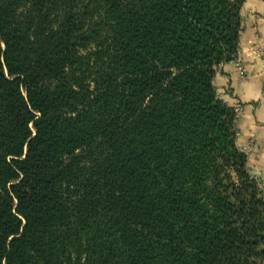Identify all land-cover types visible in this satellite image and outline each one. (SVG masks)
Listing matches in <instances>:
<instances>
[{
	"label": "trees",
	"instance_id": "1",
	"mask_svg": "<svg viewBox=\"0 0 264 264\" xmlns=\"http://www.w3.org/2000/svg\"><path fill=\"white\" fill-rule=\"evenodd\" d=\"M244 1L0 0V264H264Z\"/></svg>",
	"mask_w": 264,
	"mask_h": 264
},
{
	"label": "crops",
	"instance_id": "2",
	"mask_svg": "<svg viewBox=\"0 0 264 264\" xmlns=\"http://www.w3.org/2000/svg\"><path fill=\"white\" fill-rule=\"evenodd\" d=\"M241 17L242 70L232 61L221 64L213 85L217 96L237 111V145L248 156L250 173L264 184V55L250 52L258 39L264 41V1L245 0Z\"/></svg>",
	"mask_w": 264,
	"mask_h": 264
},
{
	"label": "built area",
	"instance_id": "3",
	"mask_svg": "<svg viewBox=\"0 0 264 264\" xmlns=\"http://www.w3.org/2000/svg\"><path fill=\"white\" fill-rule=\"evenodd\" d=\"M250 52L255 56L264 55V41L262 39H258L257 42L254 43L252 47L250 48ZM232 62L237 67V69L242 70L241 58L239 57L238 51H237L235 58L232 60Z\"/></svg>",
	"mask_w": 264,
	"mask_h": 264
},
{
	"label": "rangeland",
	"instance_id": "4",
	"mask_svg": "<svg viewBox=\"0 0 264 264\" xmlns=\"http://www.w3.org/2000/svg\"><path fill=\"white\" fill-rule=\"evenodd\" d=\"M240 148V147H239ZM241 149V148H240ZM242 150V149H241ZM261 181V180H260ZM262 182V181H261ZM263 184V183H262Z\"/></svg>",
	"mask_w": 264,
	"mask_h": 264
}]
</instances>
